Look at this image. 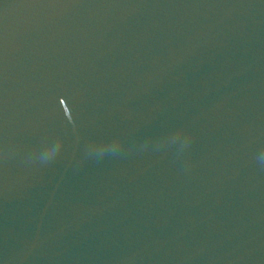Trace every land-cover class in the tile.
Segmentation results:
<instances>
[{
  "label": "water",
  "instance_id": "water-1",
  "mask_svg": "<svg viewBox=\"0 0 264 264\" xmlns=\"http://www.w3.org/2000/svg\"><path fill=\"white\" fill-rule=\"evenodd\" d=\"M0 264H264V0H0Z\"/></svg>",
  "mask_w": 264,
  "mask_h": 264
}]
</instances>
